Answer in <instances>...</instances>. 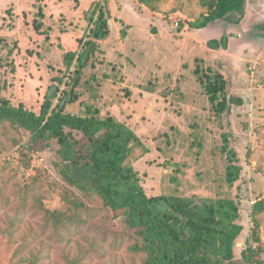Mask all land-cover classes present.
Here are the masks:
<instances>
[{
	"label": "rangeland",
	"instance_id": "obj_1",
	"mask_svg": "<svg viewBox=\"0 0 264 264\" xmlns=\"http://www.w3.org/2000/svg\"><path fill=\"white\" fill-rule=\"evenodd\" d=\"M99 12L102 39L93 36ZM208 13L206 0H0V95L34 112L47 100L49 111L61 102L76 115L92 106L125 123L141 141L125 165L147 195L234 200L236 262L257 246L250 214L264 199V40L254 28L264 0H246L239 25L196 28ZM223 37L225 48L208 47ZM195 70L223 78L225 112H214ZM223 134L241 168L231 187ZM28 140L0 122V264H143L125 213L60 181L53 140L32 150ZM255 218L264 260V209Z\"/></svg>",
	"mask_w": 264,
	"mask_h": 264
},
{
	"label": "trees",
	"instance_id": "obj_2",
	"mask_svg": "<svg viewBox=\"0 0 264 264\" xmlns=\"http://www.w3.org/2000/svg\"><path fill=\"white\" fill-rule=\"evenodd\" d=\"M206 1L209 13L196 28H205L216 21L239 25L244 17L246 0ZM105 23L103 13L99 12L93 30L96 39L105 37L106 33L99 27ZM254 28L256 36L264 40V22ZM224 41V37L218 43L209 41L208 47L225 48ZM2 43L0 36V49ZM83 55L85 51L77 55V69L84 67ZM75 56H65L67 70ZM195 73L214 112H225L227 100L221 95L226 83L220 74L210 71L205 74L199 70ZM71 101L69 99L68 103ZM46 104L39 112H34L22 104L13 105L0 95V122H9L26 131L30 150L37 141L53 140L57 146L53 169L60 181L83 194L97 195L113 212L123 211L127 227L139 241L132 249L145 255L143 264H264L255 218L264 209V199L254 204L250 214V239L257 246L248 245L240 261L235 262L233 246L242 228L237 223L239 208L234 200L147 195L138 174L125 165L133 149L141 146L139 137L129 126L110 116L101 117L92 106H86L83 114L76 115L64 112L61 102L51 111V102L47 100ZM221 142L227 164L223 180L231 187L239 180L241 168L229 148L227 134H223Z\"/></svg>",
	"mask_w": 264,
	"mask_h": 264
},
{
	"label": "water",
	"instance_id": "obj_3",
	"mask_svg": "<svg viewBox=\"0 0 264 264\" xmlns=\"http://www.w3.org/2000/svg\"><path fill=\"white\" fill-rule=\"evenodd\" d=\"M49 95H51V92L49 93Z\"/></svg>",
	"mask_w": 264,
	"mask_h": 264
}]
</instances>
